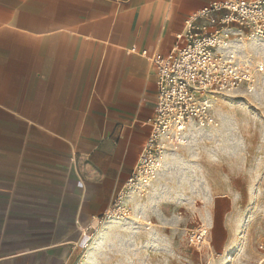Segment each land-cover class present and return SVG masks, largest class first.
Wrapping results in <instances>:
<instances>
[{"label": "crops", "instance_id": "obj_1", "mask_svg": "<svg viewBox=\"0 0 264 264\" xmlns=\"http://www.w3.org/2000/svg\"><path fill=\"white\" fill-rule=\"evenodd\" d=\"M211 1L0 0V264H78L148 138V56Z\"/></svg>", "mask_w": 264, "mask_h": 264}, {"label": "rangeland", "instance_id": "obj_2", "mask_svg": "<svg viewBox=\"0 0 264 264\" xmlns=\"http://www.w3.org/2000/svg\"><path fill=\"white\" fill-rule=\"evenodd\" d=\"M259 39L234 55L250 80L210 96L206 119L166 145L154 178L124 189L85 232L78 264H264Z\"/></svg>", "mask_w": 264, "mask_h": 264}, {"label": "built area", "instance_id": "obj_3", "mask_svg": "<svg viewBox=\"0 0 264 264\" xmlns=\"http://www.w3.org/2000/svg\"><path fill=\"white\" fill-rule=\"evenodd\" d=\"M245 34L264 39V0H213L184 20L181 44L165 56H148L156 72L155 114L124 189L146 183L163 147L206 119L210 96L250 80L249 67L231 52L232 42Z\"/></svg>", "mask_w": 264, "mask_h": 264}, {"label": "bare ground", "instance_id": "obj_4", "mask_svg": "<svg viewBox=\"0 0 264 264\" xmlns=\"http://www.w3.org/2000/svg\"><path fill=\"white\" fill-rule=\"evenodd\" d=\"M243 39H244L245 41H247V42H249V41H251V40H254L255 42L260 40L259 38L255 37V36H253V35H248V36H246V37H243V36H242V37L236 38V39L234 40V41L236 42V48H232V49H231V52L234 53L233 55H235V56H236V55L239 56V52H240V48H241V46H240V42H241ZM234 47H235V46H234ZM165 147H166V145L163 147V149H162V151H161V156H162V152H163V150L165 149ZM156 169H157V168H156ZM155 172H156V170L154 171L153 175L151 176L152 179L154 178V174H156ZM111 219H112V218L109 217L108 219H105L101 224H103V223L106 222V221L109 223V222H110L109 220H111ZM106 224H107V223H106ZM103 228H104V227H103ZM103 228H102V229H103ZM102 229H101V230H102ZM101 230H100V231H101ZM114 230H115V229H114ZM107 231H108V230H107ZM107 231H106V232H107ZM104 233H105V232H104ZM101 237H102V236H101ZM101 239H102V238H101ZM103 240H104V239H103ZM105 240H106V239H105ZM99 243H100V242H99ZM101 243H103V242H101ZM101 243H100V244H101ZM108 243H109V242H108ZM100 244H99V245H100Z\"/></svg>", "mask_w": 264, "mask_h": 264}]
</instances>
